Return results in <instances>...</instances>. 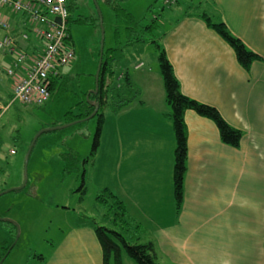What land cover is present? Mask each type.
Returning a JSON list of instances; mask_svg holds the SVG:
<instances>
[{"label": "crops", "instance_id": "1", "mask_svg": "<svg viewBox=\"0 0 264 264\" xmlns=\"http://www.w3.org/2000/svg\"><path fill=\"white\" fill-rule=\"evenodd\" d=\"M203 5L206 11L201 10ZM196 7L222 21L261 60L249 72L243 69L233 48L197 15ZM185 8L161 38V46L182 93L216 108L240 130V148L223 144L213 121L187 111V172L183 203L176 211V137L162 76L142 71L144 62L130 58L119 69V89L125 88L124 82L131 88L119 97L124 107L112 112L117 127L115 184L107 188L126 204L141 228V240L154 242L167 263L264 264V0H199L198 4L186 0ZM12 18L21 20L18 15ZM0 58L10 66V57ZM130 91L138 92L135 96L142 100L127 99ZM7 100L19 103L14 100L13 81L0 73V110L8 107H1ZM104 117L105 124L108 112ZM102 255L87 224L71 228L50 259L38 260L102 264ZM123 264L133 263L123 257Z\"/></svg>", "mask_w": 264, "mask_h": 264}, {"label": "rangeland", "instance_id": "2", "mask_svg": "<svg viewBox=\"0 0 264 264\" xmlns=\"http://www.w3.org/2000/svg\"><path fill=\"white\" fill-rule=\"evenodd\" d=\"M96 1L99 10L94 0H74L76 8L71 11L69 33L75 60L62 70L50 101L41 107L11 104L9 100L2 103L1 107H8L0 110V193L14 191L0 198V219L13 221L20 228H17L20 238L3 264H44L37 257L50 259L55 246L71 228L87 225L91 219L96 220L99 226L114 229L104 217L109 211L97 198L104 188H113L115 184L114 129L117 127L116 116L112 112L119 105V98L114 93L119 89V81H109L113 92L109 93L104 108L99 109L100 114L108 112L110 117L103 126L96 156L93 157L92 152L98 131V115L62 130H51L79 121H73V118L83 113L82 104L93 102L89 96L96 89L101 54L107 59L109 49L116 50L110 55L116 60L112 63L116 75L131 58L144 62L139 67L142 71L158 76L159 51L151 43V34L143 29L147 25L155 26L157 29L152 35L161 45V38L185 11L186 0L173 7L167 6L165 0H114V4L125 11L117 13L111 6L113 0ZM192 1L195 4L199 2ZM203 6L201 10L206 11V5ZM125 13L132 15L138 34L149 41L127 44L129 18ZM82 18L89 24H81ZM0 66L5 67L1 58ZM131 66L128 69L133 74ZM135 95L139 96V93L130 91L126 98ZM135 98L137 96L133 100ZM42 131L46 132L35 142ZM32 146L27 185L17 190L25 183L26 157ZM83 180L85 192L81 191ZM11 240L0 220V243L7 242L5 246H10ZM141 242L146 243V239ZM156 253L159 264H171L167 263L169 260L161 250H156ZM122 255L130 263L137 264L124 251Z\"/></svg>", "mask_w": 264, "mask_h": 264}, {"label": "trees", "instance_id": "3", "mask_svg": "<svg viewBox=\"0 0 264 264\" xmlns=\"http://www.w3.org/2000/svg\"><path fill=\"white\" fill-rule=\"evenodd\" d=\"M69 1L71 3V11H73L76 8L75 2L73 0ZM111 6L116 13L119 11L125 12L118 5L114 4V0L111 3ZM199 8L200 7H196L197 15L207 24L209 28L214 30L224 41H226L233 48L238 63L243 69L249 72L252 65L257 61H260L261 58L251 50H249L240 39L232 35L227 26L222 21L214 20L206 12L199 13ZM125 14L129 18V23L126 28L129 34V40L127 44H144L146 43V41H149L146 38H142V36L138 34L132 15L127 13ZM80 23L89 24V21L82 18L80 19ZM156 29L157 28L155 26L147 25L144 27L143 31L147 34H151V43L155 44L157 50L159 51L160 74L162 76L164 84L166 103L171 109L170 116L176 137L173 192L176 202V211H179L181 209L184 198V183L186 178L188 160V129L184 119L185 113L187 111H194L199 116L213 121L219 130L222 143L232 148H240L243 133L240 130H237L230 126L223 119L216 108L199 103L182 93L181 85L176 78L174 69L166 56L165 49L160 44H158V42L155 40V37L152 35V32H154ZM115 51V49H109L107 53L108 55L105 54L107 55V59L103 55L102 71L99 80V94H92L89 96V100L100 103L101 109H103L107 104L109 93L113 92V89L110 88L112 85L109 84L107 80L110 79L111 81L113 80L120 82V80H118L119 75H116V71L113 70L112 65V63H114L116 60L115 58H113L114 56H110ZM125 75H127V73H125ZM61 76L53 78L51 81V84L49 86L51 98L53 93L57 89L58 80L61 78ZM123 86L125 88L122 87L121 89H118L116 91L114 90L117 98L122 97L123 93L125 94L126 88L127 90L131 88V84L129 82L126 86L124 82ZM92 103H83L81 106V110L83 113L75 116L73 118V121L84 120L88 118L95 110L92 106ZM123 107L124 104H122L121 100H119V105H117L113 111L118 112ZM97 115L99 116V124L97 135L94 141L92 152L93 157L97 155L96 153L100 147V139L105 122L103 113L100 114L99 111ZM82 187L83 188H81V191L85 192L86 187L84 180ZM97 200L109 211L108 213L104 214V217L109 220L114 226V229H110L105 226H99L94 219H91L88 222L90 227L94 230L102 248V264H123V251L128 257L134 259L137 264H159L154 242H141V228L135 223V221L132 220L126 204L122 200H120L110 188H104L103 192L98 196ZM1 224L4 226V228L7 229L9 235H11V245H13L17 237V226L6 221H1ZM6 244L7 242L0 243V247L2 250L0 252V261L7 256L11 248V245L5 246ZM37 258L45 260V257L43 256Z\"/></svg>", "mask_w": 264, "mask_h": 264}, {"label": "built area", "instance_id": "4", "mask_svg": "<svg viewBox=\"0 0 264 264\" xmlns=\"http://www.w3.org/2000/svg\"><path fill=\"white\" fill-rule=\"evenodd\" d=\"M20 15L21 28L11 15ZM69 0H0V52L11 58L2 70L13 81L14 100L41 106L50 99L53 78L75 60L71 46ZM60 19V23L57 22Z\"/></svg>", "mask_w": 264, "mask_h": 264}, {"label": "water", "instance_id": "5", "mask_svg": "<svg viewBox=\"0 0 264 264\" xmlns=\"http://www.w3.org/2000/svg\"><path fill=\"white\" fill-rule=\"evenodd\" d=\"M94 2H95L96 5H97V1L94 0ZM97 7H98V5H97ZM98 10H99V7H98ZM57 22L60 23V19H59V18H57ZM102 55H103V53L101 54V61H100V67H99L98 75H97L96 89H95V91L93 92L94 95H98V94H99V91H100L99 80H100V75H101V71H102V64H103V63H102V62H103V57H102ZM92 106L94 107L95 110H94V112H93L88 118H86V119H84V120H79V121L73 122V123H71L70 125H67V126H64V127H61V128L52 129L51 131L62 130V129L67 128V127H69V126L75 125V124H77V123H79V122H83V121L91 120L92 118H94V117L98 114L99 109H100V103H98V102H93V103H92ZM45 132H46V131H42L41 133H39V134L37 135V137H36L35 142H36V141L38 140V138H39L43 133H45ZM34 144H35V143H34ZM34 144H33V146H34ZM33 146H32V148L30 149V151H29V153H28V155H27V157H26V177H25V183H24V185H23L21 188H18L17 190H22V189H24V188L26 187V185H27V180H28V177H27V167H28L29 156H30V154H31V151H32V149H33ZM12 191H14V190H8V191H4V192L0 193V198H1L3 195L8 194L9 192H12ZM0 220H1V221L9 222V223H11V224H14V225L17 226V228H19V226H18L16 223H14L13 221H10V220H7V219H3V220L0 219ZM19 229H20V228H19ZM19 238H20V233L17 235L16 240H15V243L11 246V248H10L8 254L11 253L12 249H13L14 246L17 244ZM8 254H7V256H8ZM7 256L2 260V262H1L0 264H3V263H4V261H5V259L7 258Z\"/></svg>", "mask_w": 264, "mask_h": 264}, {"label": "flooded vegetation", "instance_id": "6", "mask_svg": "<svg viewBox=\"0 0 264 264\" xmlns=\"http://www.w3.org/2000/svg\"><path fill=\"white\" fill-rule=\"evenodd\" d=\"M74 1V0H73Z\"/></svg>", "mask_w": 264, "mask_h": 264}]
</instances>
